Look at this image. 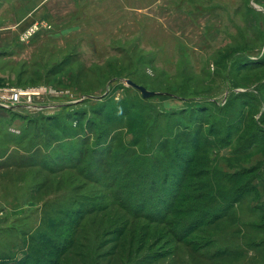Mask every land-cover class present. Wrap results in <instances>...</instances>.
I'll list each match as a JSON object with an SVG mask.
<instances>
[{
	"label": "rangeland",
	"instance_id": "obj_1",
	"mask_svg": "<svg viewBox=\"0 0 264 264\" xmlns=\"http://www.w3.org/2000/svg\"><path fill=\"white\" fill-rule=\"evenodd\" d=\"M25 4L0 6V91L40 93L0 108V264H264V0Z\"/></svg>",
	"mask_w": 264,
	"mask_h": 264
},
{
	"label": "crops",
	"instance_id": "obj_2",
	"mask_svg": "<svg viewBox=\"0 0 264 264\" xmlns=\"http://www.w3.org/2000/svg\"><path fill=\"white\" fill-rule=\"evenodd\" d=\"M18 2L20 0H17ZM102 0H25V8L26 10L20 9L19 14L20 18L25 19V21H33L35 20V16L40 15L38 13H41L42 16H45V13L50 12L53 10V12L58 11V13L61 11L62 13H67V12H72L75 9L77 10V13H70L69 15V21L70 20H76L79 18V6L81 5H93L101 2ZM108 1V0H105ZM130 3L131 1L134 0H112L113 3ZM13 2V0H0V6L5 4H9ZM29 5H33V7L28 8ZM59 5V6H58ZM69 5H73V9L69 11L70 9L68 8ZM91 14V13H90ZM54 15V14H53ZM12 18H15L14 14H11ZM48 18L53 17L52 15L46 16ZM38 19V18H37ZM12 28L10 27L9 29L5 31H0V38L1 36H11L12 35Z\"/></svg>",
	"mask_w": 264,
	"mask_h": 264
},
{
	"label": "built area",
	"instance_id": "obj_3",
	"mask_svg": "<svg viewBox=\"0 0 264 264\" xmlns=\"http://www.w3.org/2000/svg\"><path fill=\"white\" fill-rule=\"evenodd\" d=\"M41 27H47L48 25L45 24H39L35 23L31 25V27L27 28L23 31V34L21 35L20 40L22 42L26 41L31 37L35 32H37ZM40 93L38 91H27L22 89H4L3 91H0V108H11L16 105H19L22 100H24L25 103H30L32 98L35 95H39Z\"/></svg>",
	"mask_w": 264,
	"mask_h": 264
},
{
	"label": "trees",
	"instance_id": "obj_4",
	"mask_svg": "<svg viewBox=\"0 0 264 264\" xmlns=\"http://www.w3.org/2000/svg\"><path fill=\"white\" fill-rule=\"evenodd\" d=\"M262 141H264L263 139H260L259 141H258V143H260V142H262ZM261 144H263V143H261ZM172 201H174L175 199H176V196H172ZM141 200V199H140ZM148 201H150V200H148ZM142 207H144L143 205H142ZM191 211V210H190ZM173 211L171 210L170 211V213H172ZM143 216H146V217H144V219L145 220H148V221H155V223H159L160 221V219H162V216L160 217V219H157V218H155V217H152L150 214H145V215H143ZM89 233L91 232V231H88ZM183 240V239H182ZM84 248H86V246H84ZM189 253H193V252H189ZM202 256V255H201ZM187 257V256H186ZM190 259V258H189ZM192 259H194V258H192ZM108 262H90L89 264H107ZM219 264H223V263H219Z\"/></svg>",
	"mask_w": 264,
	"mask_h": 264
},
{
	"label": "water",
	"instance_id": "obj_5",
	"mask_svg": "<svg viewBox=\"0 0 264 264\" xmlns=\"http://www.w3.org/2000/svg\"><path fill=\"white\" fill-rule=\"evenodd\" d=\"M126 83L129 86L133 87L134 89L138 90L141 93V95H142L143 98H149V97H152V96L155 95L154 92L147 91L144 87L135 84L131 80H126Z\"/></svg>",
	"mask_w": 264,
	"mask_h": 264
}]
</instances>
